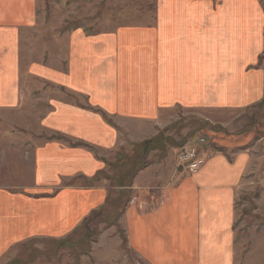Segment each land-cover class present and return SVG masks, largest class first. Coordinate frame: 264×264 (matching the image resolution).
<instances>
[{
    "label": "crops",
    "instance_id": "obj_1",
    "mask_svg": "<svg viewBox=\"0 0 264 264\" xmlns=\"http://www.w3.org/2000/svg\"><path fill=\"white\" fill-rule=\"evenodd\" d=\"M263 1L160 0L155 27L131 29L147 33L137 41L130 30L88 34L82 26H46L50 34L39 36V0H0V113H25L23 124L39 134L27 140L33 186L0 195V264H17L4 258L35 238L71 240L106 200L107 174L125 157L119 145L149 136L168 112L263 103ZM27 32L31 41H20ZM40 91L43 116L27 109ZM221 135L194 175L167 184L177 171L165 161L134 173L128 187L141 199L126 208L127 245L146 264H236V200L258 142Z\"/></svg>",
    "mask_w": 264,
    "mask_h": 264
},
{
    "label": "rangeland",
    "instance_id": "obj_2",
    "mask_svg": "<svg viewBox=\"0 0 264 264\" xmlns=\"http://www.w3.org/2000/svg\"><path fill=\"white\" fill-rule=\"evenodd\" d=\"M159 2L160 0H39V23L41 22V27H45H42L43 30L38 29V33L39 36L46 37L51 30L47 31V27L64 32L82 26L87 28L88 34L130 30V37L143 41L148 36L147 33L142 35V32L131 29L140 27L145 22L155 27L159 17ZM21 37L20 41H31L29 32ZM41 93L42 91L39 94ZM46 95L47 93H42L39 102H34L27 109L33 108L31 111L43 116V99ZM168 113L163 117L166 123L163 122V126H158L149 136L136 135L138 137L135 140L127 139L132 142L131 145H119V148L124 145L121 152H124L125 157L117 165L113 175L107 174L104 181L106 184L103 185L107 191L106 200L102 206L89 212L85 225L82 224L83 228L71 240L68 239L61 246L62 242L35 238L34 242L26 245L21 243L15 247L4 258V262L146 264L127 245L126 208L132 200L141 199L135 196L133 186L128 187L129 182L145 164L159 165L161 161L177 171L176 177L173 174L167 184L176 181L177 176L181 175L178 169L179 154L186 146L194 145L200 153L205 152L210 157L218 150L216 143H219L221 134L227 136L233 133L238 139L240 136H254L253 145L258 142V150L252 153L253 159L249 167L251 172H248L244 182L247 183L236 200L233 226L236 235V264H264V102L229 113L203 109H181L180 112ZM21 114V118L17 119L9 113H0V195L7 197L24 194L17 191L33 186V151L27 140H31L29 137L32 135L38 137L39 134L36 129L33 131L23 124L26 114L24 113L25 117ZM31 119L34 121V118ZM231 135L228 138L234 137ZM141 177L143 176L138 175L136 180L142 185L147 182L156 187L158 184L157 179H152L154 176L143 180Z\"/></svg>",
    "mask_w": 264,
    "mask_h": 264
},
{
    "label": "built area",
    "instance_id": "obj_3",
    "mask_svg": "<svg viewBox=\"0 0 264 264\" xmlns=\"http://www.w3.org/2000/svg\"><path fill=\"white\" fill-rule=\"evenodd\" d=\"M207 156V153H200L194 145L186 146L179 154L178 169L181 175H191L197 172Z\"/></svg>",
    "mask_w": 264,
    "mask_h": 264
},
{
    "label": "bare ground",
    "instance_id": "obj_4",
    "mask_svg": "<svg viewBox=\"0 0 264 264\" xmlns=\"http://www.w3.org/2000/svg\"><path fill=\"white\" fill-rule=\"evenodd\" d=\"M211 157V156H210ZM209 159V156H207L205 159H204V161H203V163L201 164V166H200V168L199 169H201V167L206 163V161ZM199 171V170H198ZM197 171V172H198ZM197 172H195V173H192L191 175H194V174H196ZM172 197V196H171Z\"/></svg>",
    "mask_w": 264,
    "mask_h": 264
},
{
    "label": "trees",
    "instance_id": "obj_5",
    "mask_svg": "<svg viewBox=\"0 0 264 264\" xmlns=\"http://www.w3.org/2000/svg\"><path fill=\"white\" fill-rule=\"evenodd\" d=\"M102 175H100V177H101ZM98 178L99 177H97V176H95L93 179H90V180H92V182H95L96 180H98Z\"/></svg>",
    "mask_w": 264,
    "mask_h": 264
}]
</instances>
